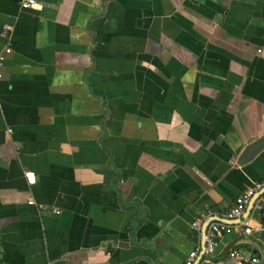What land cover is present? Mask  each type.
Segmentation results:
<instances>
[{"label":"crops","instance_id":"1","mask_svg":"<svg viewBox=\"0 0 264 264\" xmlns=\"http://www.w3.org/2000/svg\"><path fill=\"white\" fill-rule=\"evenodd\" d=\"M36 1L0 0V264L197 261L264 177V0ZM236 224L207 264L262 260Z\"/></svg>","mask_w":264,"mask_h":264},{"label":"built area","instance_id":"2","mask_svg":"<svg viewBox=\"0 0 264 264\" xmlns=\"http://www.w3.org/2000/svg\"><path fill=\"white\" fill-rule=\"evenodd\" d=\"M20 7L23 9L26 8H38L39 3L36 0H20ZM10 51L9 48H5L3 53H0V78L2 75V66L4 61V54ZM28 178V175H27ZM31 181L30 178H28ZM264 187V177L262 181L255 184L254 187L247 188L242 194L236 197L233 206L231 209L224 215L221 216L222 220L213 219L209 222L208 226L205 230L204 235V249L203 254L200 258L196 261V258L199 254V249L195 248L190 251L185 264H207L210 262L209 256L212 254L213 250L217 245L216 238L220 235L227 234L232 232L234 227L238 224H231L227 223L224 219H235L236 217L240 216L244 210L246 209L251 197L261 188ZM264 194L260 195L254 204V208L261 209L262 205L264 204ZM28 204H34L38 208H44L42 204H36L32 199H29ZM57 212V211H56ZM202 221L201 219H196L192 225L195 228H201ZM250 227L247 225L244 228L246 233L250 232ZM0 237H1V229H0ZM230 257L236 259L237 264H259L261 259L258 256H248L244 253H241L235 249H231L228 253Z\"/></svg>","mask_w":264,"mask_h":264},{"label":"water","instance_id":"3","mask_svg":"<svg viewBox=\"0 0 264 264\" xmlns=\"http://www.w3.org/2000/svg\"><path fill=\"white\" fill-rule=\"evenodd\" d=\"M264 146V137H261L255 141H253L252 143H250L248 146H246V148L244 149V151L242 152V154L240 155L239 158V163H245L250 161ZM264 193V187L260 190H258L250 199L246 209L244 210V216L241 218V220H244L249 212L251 211L255 200ZM215 219L217 220H222L221 217H216ZM227 223H231V224H236L239 223L241 220H237V219H224ZM210 221H207L202 227H201V246H200V256H202L203 254V249H204V235H205V230L206 227L208 226ZM210 258V256H209ZM259 264H264V257L262 258V260L260 261Z\"/></svg>","mask_w":264,"mask_h":264}]
</instances>
